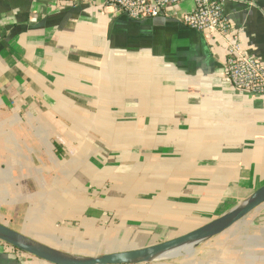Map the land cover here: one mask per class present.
Wrapping results in <instances>:
<instances>
[{
    "label": "crops",
    "instance_id": "1",
    "mask_svg": "<svg viewBox=\"0 0 264 264\" xmlns=\"http://www.w3.org/2000/svg\"><path fill=\"white\" fill-rule=\"evenodd\" d=\"M0 0V224L95 257L219 218L264 185V99L224 80V45L105 0ZM264 62V0H224ZM0 242V264H48ZM147 264H264V204Z\"/></svg>",
    "mask_w": 264,
    "mask_h": 264
},
{
    "label": "built area",
    "instance_id": "2",
    "mask_svg": "<svg viewBox=\"0 0 264 264\" xmlns=\"http://www.w3.org/2000/svg\"><path fill=\"white\" fill-rule=\"evenodd\" d=\"M186 1H192L194 8L181 17V23L201 33L209 44L218 41L224 45V80L238 91L264 99V62L246 55L240 42L241 33L224 12V0H105L104 6L140 21L166 17ZM57 3L70 5L74 0Z\"/></svg>",
    "mask_w": 264,
    "mask_h": 264
},
{
    "label": "water",
    "instance_id": "3",
    "mask_svg": "<svg viewBox=\"0 0 264 264\" xmlns=\"http://www.w3.org/2000/svg\"><path fill=\"white\" fill-rule=\"evenodd\" d=\"M264 204V185L209 223L172 240L142 249L85 257L42 245L0 224V242L48 264H147L198 246L221 235Z\"/></svg>",
    "mask_w": 264,
    "mask_h": 264
},
{
    "label": "trees",
    "instance_id": "4",
    "mask_svg": "<svg viewBox=\"0 0 264 264\" xmlns=\"http://www.w3.org/2000/svg\"><path fill=\"white\" fill-rule=\"evenodd\" d=\"M13 250H15V249H13Z\"/></svg>",
    "mask_w": 264,
    "mask_h": 264
}]
</instances>
